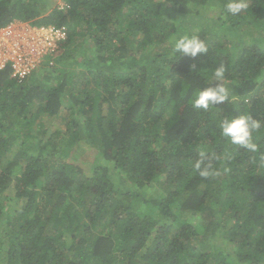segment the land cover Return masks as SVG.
<instances>
[{
    "label": "trees",
    "instance_id": "trees-1",
    "mask_svg": "<svg viewBox=\"0 0 264 264\" xmlns=\"http://www.w3.org/2000/svg\"><path fill=\"white\" fill-rule=\"evenodd\" d=\"M62 1L0 0V28L68 32L42 73L0 70V264H264V0ZM204 5L218 29L195 24ZM185 35L207 54L174 52ZM220 66L231 102L194 107ZM238 115L261 123L255 151L221 134Z\"/></svg>",
    "mask_w": 264,
    "mask_h": 264
},
{
    "label": "clouds",
    "instance_id": "clouds-1",
    "mask_svg": "<svg viewBox=\"0 0 264 264\" xmlns=\"http://www.w3.org/2000/svg\"><path fill=\"white\" fill-rule=\"evenodd\" d=\"M64 7L65 4H60L59 9ZM223 7L228 14L236 16L246 10L249 5L247 0H227V3ZM173 51L192 58L200 54H207L206 45L198 35H193L191 37L185 35L178 39H174ZM193 66L196 68V65ZM211 79L215 82L210 84V86L198 90L196 93L192 100L194 107L208 110L225 101L231 102L232 90L227 83L224 67L220 66L216 68ZM218 127L221 130V134L227 137L232 144L246 148L249 151L256 150L257 145L252 142V133L261 127L260 121L253 119L249 115H238L235 117H225L219 122ZM207 159L208 157L206 154L201 152L200 158L194 164V168L205 178L213 175L211 164H205Z\"/></svg>",
    "mask_w": 264,
    "mask_h": 264
},
{
    "label": "built area",
    "instance_id": "built-area-1",
    "mask_svg": "<svg viewBox=\"0 0 264 264\" xmlns=\"http://www.w3.org/2000/svg\"><path fill=\"white\" fill-rule=\"evenodd\" d=\"M68 37L67 30L54 25L35 26L13 22L0 28V70L11 68L26 78L50 62ZM49 58V60H48Z\"/></svg>",
    "mask_w": 264,
    "mask_h": 264
},
{
    "label": "rangeland",
    "instance_id": "rangeland-1",
    "mask_svg": "<svg viewBox=\"0 0 264 264\" xmlns=\"http://www.w3.org/2000/svg\"><path fill=\"white\" fill-rule=\"evenodd\" d=\"M41 1H45V3H47L50 8H54V7H60V4H64V2L62 0H41ZM187 8H194V6L192 4H188L187 5ZM167 10V9H166ZM199 14L197 15V17H194L195 19H197V21H195V24L202 27V28H213V30H216L218 29L216 26L214 27V25L216 24L217 20L219 17H221L220 15V10L218 7H215V6H201L199 8ZM177 17H180V15H177ZM43 25V23H42ZM49 60V58H48ZM40 72L39 73H42V70L39 69ZM38 70V71H39ZM38 73V72H37ZM34 74V76H37L38 74ZM42 78V76H41ZM33 80H35V77H33ZM53 82H55L54 80L51 81V84L53 85ZM78 87L80 88V90L82 91L84 89V86H82L81 83H79ZM107 111V109H106ZM48 122V121H47ZM64 122L59 119H54V120H50L48 123H47V127H49V134H53L54 132H57V130H61L64 128ZM96 155V152L94 151V149H88L87 152L85 153V156L87 157V165H85V169L88 171L89 168H90V165H91V160H94V156ZM22 171L17 168L15 170V175H21Z\"/></svg>",
    "mask_w": 264,
    "mask_h": 264
}]
</instances>
